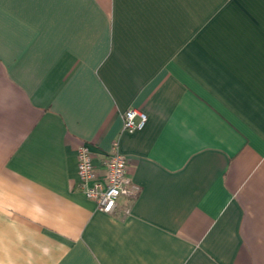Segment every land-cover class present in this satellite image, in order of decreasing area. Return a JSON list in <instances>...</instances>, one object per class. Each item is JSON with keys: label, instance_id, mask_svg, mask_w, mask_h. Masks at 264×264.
Returning <instances> with one entry per match:
<instances>
[{"label": "crops", "instance_id": "1", "mask_svg": "<svg viewBox=\"0 0 264 264\" xmlns=\"http://www.w3.org/2000/svg\"><path fill=\"white\" fill-rule=\"evenodd\" d=\"M0 264H264V0H0Z\"/></svg>", "mask_w": 264, "mask_h": 264}, {"label": "built area", "instance_id": "2", "mask_svg": "<svg viewBox=\"0 0 264 264\" xmlns=\"http://www.w3.org/2000/svg\"><path fill=\"white\" fill-rule=\"evenodd\" d=\"M147 121L145 112L129 108L123 114V131L134 132L142 129ZM78 175L84 193L104 212H113L118 199L122 196L134 198L139 186L134 183L128 172V158L120 150L119 140L112 143L111 150L103 159V171L93 160L88 145H81L77 151Z\"/></svg>", "mask_w": 264, "mask_h": 264}]
</instances>
